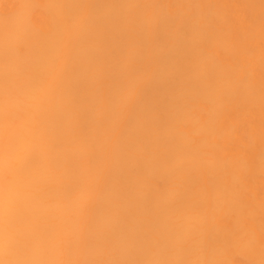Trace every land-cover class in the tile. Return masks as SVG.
<instances>
[{
    "label": "bare ground",
    "instance_id": "1",
    "mask_svg": "<svg viewBox=\"0 0 264 264\" xmlns=\"http://www.w3.org/2000/svg\"><path fill=\"white\" fill-rule=\"evenodd\" d=\"M0 264H264V0H0Z\"/></svg>",
    "mask_w": 264,
    "mask_h": 264
}]
</instances>
